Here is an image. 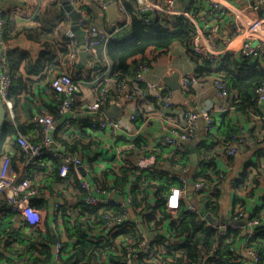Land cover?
Returning a JSON list of instances; mask_svg holds the SVG:
<instances>
[{
	"label": "built area",
	"instance_id": "2783aa9c",
	"mask_svg": "<svg viewBox=\"0 0 264 264\" xmlns=\"http://www.w3.org/2000/svg\"><path fill=\"white\" fill-rule=\"evenodd\" d=\"M245 1L248 8L258 10L264 7V0ZM70 2L81 14L78 26L84 33V51L89 55L85 70L91 71H96L102 62L99 58L100 46L114 41L116 35L122 31L121 22L128 27L132 25V17L127 15V4L134 8V15L147 29L160 27L176 32L181 27V21H187L192 32L187 53L198 64L212 68L215 73L214 89L221 103L186 108L181 112L182 124L164 127L162 144L170 149V154L160 157L157 152L152 151L153 161L145 168H138L139 183L123 193L117 185L108 186L100 175H86L82 158L93 146H89L88 150L80 148L71 152L64 142L73 140L71 129L76 119L72 115L82 93L83 81L86 82V78L78 75L77 66L83 49L77 37L62 41L70 49L67 56H62L66 60L67 69L50 71L52 74L50 73L49 86L58 99L55 111L61 120L57 122L50 114L36 113L29 120L30 126L36 132V139L19 131L12 97L11 45L5 39V9L0 0V102L6 112V120L16 129V133L6 140L4 153L0 157V226L7 215L17 216L32 226L41 225L45 221L43 212L37 207L42 190L34 184L33 176L36 169L44 166V161L48 158L58 165V176L61 179L69 180L73 173L76 176V179L73 178L75 188L90 215L89 221L83 227L84 233L90 242L102 247L91 263H194L184 252V246L194 244L195 236L191 232L183 233L181 228L182 222L189 215H194L200 227L213 231L218 239L230 244V264H263L260 254L253 248V239L262 229L261 219L240 203L233 202L225 216L221 212L213 211L214 205H217L214 196L223 191V183L229 182L230 189L238 190L243 185L241 178L229 179L227 168L210 169L208 176L200 170L193 172V148H190V143L197 138L202 123L207 144L223 143L226 160L239 158L243 154L249 142L246 128L240 126L238 133L232 135L227 142L219 134L223 117L231 112L232 98L229 84L223 79V65L226 58L236 54L234 56L243 64H258L264 69V40L260 35L262 20L246 28L245 36L237 48L232 41L236 35L242 33L243 28L223 32L221 23L226 17L225 10L228 7L216 0L211 3H206L205 0H109L116 7L119 16L116 22L109 23L111 33L93 24L91 13L81 7L80 0ZM96 2L100 10H107L105 0ZM59 6L63 7L61 3ZM190 8L194 9L190 12ZM198 12L201 15V26L193 17ZM63 17L72 22L68 13L63 12ZM150 50L135 59L132 76L122 81L111 77L110 62L105 57L104 62L107 65L104 72L94 75L91 82L92 84L95 81L92 94L94 99L83 107L82 115L91 119L87 123V129L94 133H111L113 136L119 130L132 131L134 123L145 117L141 104L143 92L157 101L164 111L173 110V90L148 80L154 65V56L156 57V49ZM197 81L196 76L183 77L182 88L189 91ZM254 99V113L257 117L255 132L261 136L264 133V84L255 89ZM111 100L123 102V117L128 122L105 116L104 107ZM253 142L257 146L256 151L264 157V144L259 145L254 140ZM125 150L120 149V154ZM180 158H190V161L185 165ZM160 177L166 178L171 185L166 192L159 189L157 181ZM149 189L153 191L155 198L150 205L147 204ZM206 207H209L208 210ZM53 208L55 213H63L60 202L55 203ZM212 219L216 222L212 223ZM197 249L202 264H213L218 259L216 242L210 245L200 243ZM64 251L63 242L56 243L45 264H64ZM72 263L85 262L75 260Z\"/></svg>",
	"mask_w": 264,
	"mask_h": 264
},
{
	"label": "crops",
	"instance_id": "0c3cea01",
	"mask_svg": "<svg viewBox=\"0 0 264 264\" xmlns=\"http://www.w3.org/2000/svg\"><path fill=\"white\" fill-rule=\"evenodd\" d=\"M54 1L1 0V5L5 9L6 28L9 30V27L12 26L16 31V34H9L8 42L11 49L28 54L35 63L43 57L47 66V69L45 67L42 70L41 75L27 76L25 63L22 64L21 72L30 92L19 93L14 100L16 125L25 127V133L33 139H36V132L30 126L29 120L36 112L50 114L56 118L57 122L61 120L54 109L58 99L49 86L52 74L50 71L67 69L66 60L60 54L58 46L64 39L76 37L72 32V22H63V12L59 6L60 3L63 5V1H57L59 11L57 12L56 8L52 15L45 19L44 12ZM80 1L83 5H91L90 13L94 25L109 24L107 11L100 10L96 5V0ZM211 1L215 0H205L206 3H211ZM216 1L228 7L225 10L226 17L221 23L223 32H233L236 28H243L242 33L236 35L232 41L235 47L239 48L246 28L258 20H262L260 35L264 40V7L258 10L248 8L245 0ZM193 9L190 8L189 11L191 12ZM200 16L199 12L193 15L201 26ZM129 27L132 29V25ZM101 49L104 52V47ZM154 53L156 57L154 56V65L148 75V80L165 88H169L167 82L173 80L174 85L179 86L178 89L173 90L174 108L172 111H164L157 101L143 92L141 104L145 117L134 123L131 127L132 131L119 130L115 136L111 133L91 132L86 128L91 119L82 115V111L84 104L91 103L94 99L92 94L95 81L91 84L94 80V75H92V77H85L86 82L83 81L82 93L72 115L76 119L75 125L71 129L73 139L81 140L84 147L93 146L82 158L86 175H100L108 186L117 185L123 193L131 189L134 184L139 183L138 168H145L153 161L151 159L152 151L157 152L160 157L170 154V149L162 144L164 127L176 123L182 124L180 116L186 108L192 109L206 103L214 105L221 103L214 89L215 73L212 68L198 64L197 60H193L185 46L177 44L167 50L156 49ZM56 65L57 67H55ZM186 76H196L198 79L189 91L182 88V78ZM238 102L235 94L232 93L231 112L225 118L223 117L221 124L228 121L234 127L242 126L247 129L249 142L245 146L243 154L239 158L226 160L224 144L221 143L210 151H202L201 155L197 153V162L195 158H192V171L203 172L201 168L203 162L214 159L215 167L227 168L229 179L241 178L243 185L238 190L236 189L237 191L230 189V183L227 182L223 183L222 192L216 196L213 195L217 201V211L221 212L223 216L228 215L232 203H240L250 213L261 219L264 230V157L256 151L257 146L253 142L254 140L259 145L264 144V133L258 136L255 132L257 117L254 110L239 107L236 104ZM104 113L106 117H109L107 114L113 113L111 117L123 119L125 123L128 122L123 117L124 105L122 101L111 100L104 107ZM83 134L85 136L80 138ZM78 135L80 136L77 137ZM202 144L206 145L207 142L201 123V129L197 138L190 143V148L197 151V148ZM81 147L79 146V149ZM53 148H56V145H53ZM120 149L126 150L120 154ZM13 152L17 153V151ZM56 171L57 164L46 158L44 166L38 167L33 176L34 184L42 190V196L37 202V207L41 209L45 217V221L41 225H29L14 215H7L3 219V224L0 226V264H45L46 255L52 253L54 245L60 241L65 246V260L69 261L74 256L78 242L77 238L69 233V227L77 228V231L79 233L81 231L89 241L83 227L89 221L90 215L85 210L79 192L75 188L73 178L76 179V176L73 173L72 178L63 180L56 174ZM204 173L208 176L209 170L204 168ZM147 199L148 205L154 203L155 198L152 190H150ZM57 202L63 206V213H55L53 207Z\"/></svg>",
	"mask_w": 264,
	"mask_h": 264
},
{
	"label": "trees",
	"instance_id": "16d2710c",
	"mask_svg": "<svg viewBox=\"0 0 264 264\" xmlns=\"http://www.w3.org/2000/svg\"><path fill=\"white\" fill-rule=\"evenodd\" d=\"M57 6H58V2L56 0L52 4H50L47 11L44 12L45 19H48L52 15L53 10H56ZM90 6L81 4V7L89 12L92 11V8ZM126 9H127V15H130L132 17L131 19L132 29L130 35L127 36V34L124 33L125 30L128 28V25H126V23L121 22L122 31L116 35L117 38L114 41L108 43V45L100 46L99 48V53H100L99 58L100 60H102V62L98 67V69L96 71L85 70V69L79 70L78 75L83 76L85 78L91 75L103 73L107 65L106 62H104L106 57V59L108 60V62H110L111 65V71H112L111 77L114 76L116 80L122 81L127 77L132 76L136 63V60L133 59L145 55L147 51H149L152 48L158 50H167L177 44H181L185 46L186 49H188L190 45V40L192 38V32L189 28L190 24L187 21L182 20L181 27L179 31L176 32H172L160 27L147 29L138 20L139 18L134 15V8L131 5L127 4ZM56 11L58 12L59 8H57ZM64 21L66 20L64 19L63 22ZM101 27L108 33L112 32L110 24H107L105 26L103 25ZM6 33L7 34L5 36V39L8 42L9 34L10 33L11 35L16 34V31L11 26V28L9 27V30H7L6 28ZM65 40L67 39H64L63 41ZM58 47L60 50V54L62 56H67L69 54L70 49L66 45H63L62 41L59 43ZM102 47H104V52L101 49ZM10 59H11V77L13 79L12 97L15 100V98L19 93L21 94L24 91L30 92V89H28V84L24 80V75L21 72L22 64L25 63V73L27 76H39L41 75L42 70L45 67H46L45 69H47V66L45 64V61L43 60V57L38 62L35 63L30 59L28 54L18 50L11 49ZM55 67H57V65ZM223 71H224L223 79L229 84L232 93L235 94L237 100L239 101L238 103H236L237 106L242 108H250L256 111V100H254L253 98L254 91L258 86L264 84V69L260 67V65L258 64L254 66H248L245 63L243 64V62L239 61L238 58L233 55L226 58L223 65ZM78 79L79 76L77 80ZM54 109L56 108L54 107ZM36 113L40 114V112H36ZM6 122L8 127L4 130L3 137L0 140V154L4 149V145L8 137L11 134L16 133V129L11 127V123L8 122L7 120ZM18 129L22 133L26 134L25 127L19 126ZM238 131H239V127H234L228 121H225L219 127V134L222 137L224 136L223 137L224 142L229 141L232 135L238 133ZM79 136L80 135H78L77 137ZM83 136H85V134L81 135L80 138H83ZM64 142L71 152H76L79 149V146H82L81 148L83 149L88 148V146L84 147L82 141L76 138L73 139L72 141H64ZM216 145L218 144L217 143L212 145L202 144L200 147L197 148V153L198 155H201L202 151H206V152L208 150L210 151ZM180 161L186 165L190 161V158H182V159L180 158ZM215 166L216 165L214 159L208 160V162L204 161L203 165H201V168L203 169L202 173L205 174L204 168L208 170L210 169L212 170L215 168ZM58 169L59 168L57 165V171H56L57 175H58ZM196 172H198V170ZM157 182L159 183V189L161 191L166 192L171 187L169 182L166 181V178L160 177L158 178ZM208 208L209 207H206L207 210ZM85 210L87 211L86 208ZM217 210H218L217 205L215 204L213 207V211L216 212ZM181 228L183 233L185 232L193 233L195 236L194 238L196 239L195 242L193 241L194 244L190 245L189 243L188 245L184 246L185 249L184 252L188 254V256L194 262L188 264H202L200 263L199 260L197 246L200 243H206L210 245L214 242L218 243V249H217L218 259L213 264H230L229 262L232 257L230 244L225 243L223 239H218V237L215 236V233L213 231L206 229L204 227H200L198 223H196L194 215H189L187 220L182 222ZM68 230L72 236H75L77 238L78 242L76 244V250L73 258H71L69 261L65 260L64 264H75L72 263L75 260L79 262H85L82 264H94L91 262L93 258L96 257L97 253L102 249V247L100 245H96L92 242L87 241V239L83 236L81 231L80 233L79 231H77V228L69 227ZM253 248L260 254L262 258V262L264 264V230L263 229H260L259 232L255 235L253 239ZM51 254L52 253L46 255L44 263H46L49 260Z\"/></svg>",
	"mask_w": 264,
	"mask_h": 264
},
{
	"label": "water",
	"instance_id": "95a60500",
	"mask_svg": "<svg viewBox=\"0 0 264 264\" xmlns=\"http://www.w3.org/2000/svg\"><path fill=\"white\" fill-rule=\"evenodd\" d=\"M63 1V7L61 8V10L63 12H66L70 15L71 20H72V32L74 33V35L77 37V39L80 41L81 46L83 51H81L80 53V62L77 66V68L79 70H84L86 69L87 66V62L89 59V55L86 51H84L85 49V45H84V33L82 31V29L78 26V21L81 17V14L74 8V6H72L70 0H62ZM105 2L107 3V14L109 17V23H114L119 19L118 16V12L117 9L114 5H112L109 0H105ZM169 88L171 90H175L178 89L179 86L174 85L173 80H170L167 82ZM109 117L113 116V113L111 114H107ZM7 122H6V112L4 110V107L2 106L1 102H0V139H1V135L2 132L7 128ZM197 151L195 149L192 150V158H195V161L197 162ZM212 223H215L216 220L212 219L211 220Z\"/></svg>",
	"mask_w": 264,
	"mask_h": 264
},
{
	"label": "rangeland",
	"instance_id": "374dc122",
	"mask_svg": "<svg viewBox=\"0 0 264 264\" xmlns=\"http://www.w3.org/2000/svg\"><path fill=\"white\" fill-rule=\"evenodd\" d=\"M92 3H93V1H92ZM124 33H126L127 36L130 35V33H131V27H128V28L125 30Z\"/></svg>",
	"mask_w": 264,
	"mask_h": 264
},
{
	"label": "clouds",
	"instance_id": "9594fccd",
	"mask_svg": "<svg viewBox=\"0 0 264 264\" xmlns=\"http://www.w3.org/2000/svg\"><path fill=\"white\" fill-rule=\"evenodd\" d=\"M4 132V131H3ZM3 132H2V135H1V138L3 137ZM1 140V139H0ZM4 153V149H3V151H2V153L0 154V157H1V155Z\"/></svg>",
	"mask_w": 264,
	"mask_h": 264
}]
</instances>
